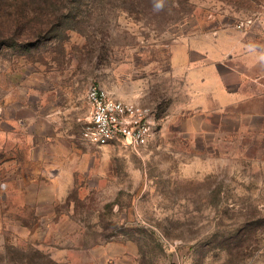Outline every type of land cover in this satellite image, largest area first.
Instances as JSON below:
<instances>
[{
	"label": "rangeland",
	"instance_id": "1",
	"mask_svg": "<svg viewBox=\"0 0 264 264\" xmlns=\"http://www.w3.org/2000/svg\"><path fill=\"white\" fill-rule=\"evenodd\" d=\"M77 5L0 54V264H264V97L202 108L181 61L264 33V0ZM93 84L158 110L146 146L84 142Z\"/></svg>",
	"mask_w": 264,
	"mask_h": 264
},
{
	"label": "crops",
	"instance_id": "2",
	"mask_svg": "<svg viewBox=\"0 0 264 264\" xmlns=\"http://www.w3.org/2000/svg\"><path fill=\"white\" fill-rule=\"evenodd\" d=\"M245 34L251 35L248 32ZM252 35V38L247 37L243 41L239 31L237 42L233 38H225L218 56H214L213 51L207 48L199 50L192 46L184 47L181 61H188L186 66H189L190 71L202 72L199 74L198 86L191 87L196 92L202 90L200 94L205 101L198 106L208 109L209 100L220 99L222 108H227L238 106L248 94L252 98L264 97V33L255 32ZM214 72L217 73L216 85L220 88V97L214 95L209 86L208 76Z\"/></svg>",
	"mask_w": 264,
	"mask_h": 264
},
{
	"label": "built area",
	"instance_id": "3",
	"mask_svg": "<svg viewBox=\"0 0 264 264\" xmlns=\"http://www.w3.org/2000/svg\"><path fill=\"white\" fill-rule=\"evenodd\" d=\"M86 103L90 115L81 136L87 144L99 149L124 144L137 150L153 139L155 107L118 99L97 84L88 88Z\"/></svg>",
	"mask_w": 264,
	"mask_h": 264
},
{
	"label": "trees",
	"instance_id": "4",
	"mask_svg": "<svg viewBox=\"0 0 264 264\" xmlns=\"http://www.w3.org/2000/svg\"><path fill=\"white\" fill-rule=\"evenodd\" d=\"M81 0H0V54L4 49L26 47L67 26L70 13ZM68 3V4H67Z\"/></svg>",
	"mask_w": 264,
	"mask_h": 264
}]
</instances>
